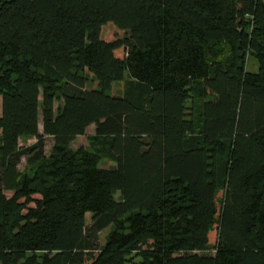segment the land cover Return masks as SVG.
Listing matches in <instances>:
<instances>
[{"label": "trees", "instance_id": "obj_1", "mask_svg": "<svg viewBox=\"0 0 264 264\" xmlns=\"http://www.w3.org/2000/svg\"><path fill=\"white\" fill-rule=\"evenodd\" d=\"M0 97V264H264V0H0Z\"/></svg>", "mask_w": 264, "mask_h": 264}, {"label": "rangeland", "instance_id": "obj_2", "mask_svg": "<svg viewBox=\"0 0 264 264\" xmlns=\"http://www.w3.org/2000/svg\"><path fill=\"white\" fill-rule=\"evenodd\" d=\"M116 30V26L115 25H110V27L106 28L105 32H104V38L106 40H109L113 34V32H115ZM116 54L118 56H121V57H124L125 56V52H124V49H119L116 51ZM247 68L251 71H256L257 68H258V63L257 61L252 58L251 56L248 57V62H247ZM129 80V76L128 74L126 73V76H125V82H127ZM2 114V97H0V116ZM95 129H96V126L95 124H92L90 125L88 128H87V131H86V134L84 135H81V136H78L71 144V147L72 149L74 150H77L81 147H85V148H88L90 146V142H89V136L93 135L95 133ZM40 130L41 132H43V125L41 123L40 125ZM36 138L34 137H31V136H23L21 138V144L24 146H29V145H32L36 142ZM45 141H46V151L47 152H50L51 148H52V145H53V138L50 137V136H46L45 137ZM101 165L103 167H106V168H109L111 166L114 165L113 162L111 161H102ZM27 167V161H26V158H24L20 165H19V168L21 171H24ZM6 194L10 197L13 195V193L11 191H7ZM91 218H92V214L88 213L87 214V223H91ZM109 232V229H106L104 232L101 233V242L104 244L105 243V238H106V235L108 234Z\"/></svg>", "mask_w": 264, "mask_h": 264}]
</instances>
